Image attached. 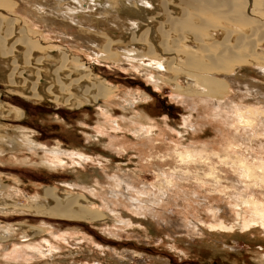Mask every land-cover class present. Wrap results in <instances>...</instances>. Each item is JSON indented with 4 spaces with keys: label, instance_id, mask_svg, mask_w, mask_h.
<instances>
[{
    "label": "rangeland",
    "instance_id": "1",
    "mask_svg": "<svg viewBox=\"0 0 264 264\" xmlns=\"http://www.w3.org/2000/svg\"><path fill=\"white\" fill-rule=\"evenodd\" d=\"M58 1L0 0V103L8 110L0 122L9 136L30 137L38 144L36 150L6 145L10 148L0 152V199L13 202L0 206V225L12 228L9 240L0 241V264H264V180H249L244 169L234 168L233 163L227 169L218 157L240 154L246 160L264 162V113L260 111H264V99L240 92L233 84L229 88L226 84L206 85L204 77L210 73L198 68L201 60L210 61L202 53L194 66L191 62L196 57L182 50L180 57L190 58L188 66L177 74L168 70L157 83L152 80L156 72L143 66L153 64L147 57L130 62L114 52L104 55L98 52L105 43L102 38L93 47L90 42L77 41L76 45L69 36L56 37L45 20L62 22L67 3ZM152 1L158 11V0ZM208 1L186 7L188 11L174 20L171 39L205 33L208 43L215 42L222 36L223 20L234 21L230 26L244 31L251 26L244 20L247 7L242 0H222V7L207 4L217 0ZM255 6L263 9L264 3ZM232 16L244 20L245 25L237 24ZM199 17L203 23L198 22ZM10 18L15 30L23 29L19 33L29 37L28 42L63 45L115 89L95 104L70 107L45 95L28 97L5 84L10 42L1 36V30L6 29L3 21ZM157 19L152 25L162 20ZM208 25L213 27L214 38L206 31ZM65 28L67 32L75 30ZM127 31L123 29L124 34ZM117 34L114 31L112 36ZM171 39L167 38L168 43ZM191 44L195 47V42ZM91 45L98 54L86 49ZM173 53L162 51L161 58L177 55ZM248 65L243 66V74L264 86V72L253 71V65ZM177 75L181 79L179 84V78L175 81L178 88L171 83L174 78L170 79ZM185 78L195 83H184ZM129 98L135 99L130 103ZM191 147L217 155L210 160L181 158L180 153H190ZM56 149L65 154L56 156L54 165L49 152ZM206 161L208 167L225 168L219 171L224 172L221 184L199 182V177L209 180ZM210 178L212 181L213 176ZM45 186L53 188L50 205L65 203L54 199L53 190L58 189L87 202L93 200L95 204L86 209L94 211L96 218L87 221L31 211L32 201L43 203ZM225 221H232L229 231L220 226ZM248 225L246 231L238 227ZM17 251L27 254L20 258Z\"/></svg>",
    "mask_w": 264,
    "mask_h": 264
},
{
    "label": "bare ground",
    "instance_id": "2",
    "mask_svg": "<svg viewBox=\"0 0 264 264\" xmlns=\"http://www.w3.org/2000/svg\"><path fill=\"white\" fill-rule=\"evenodd\" d=\"M60 1L61 2H58L62 4L67 3L66 6H64V14L62 16L63 18H60V21L62 22H59L56 19L49 18L45 20L46 23H50V30L53 34L57 35L56 37H60L63 39L66 36H69V41L73 40L75 44L77 41L85 42L84 44L90 42L93 47L95 45V42H97V39L102 38V40H105V43L103 45H100L98 43V45H100L99 48H101V50L98 52H102V54L104 55H110L112 52H114L115 55L117 54L120 57H124L127 61L130 62H136L137 60H142L143 57H147L148 59L152 60L153 64L148 63L143 66H145L148 71L152 69L156 72V74L151 77L152 80L157 83L160 82L161 77L166 74L168 70L174 73L176 72L177 74L180 70H183L188 66L190 58L186 56H182L184 58L180 57V52L182 50L184 51V53H187L186 55L189 54L190 56L193 55L196 57V60L194 59L191 62L194 66L197 65V60L199 59L198 57L201 55L200 53H202L205 59L210 61V63H205L201 60L203 64L198 68L199 70H201V72L204 71L210 73V75H207L205 77L203 76L206 85L210 84L211 86H213L215 84H218L225 86L226 84L229 88L230 85L233 84L236 88H241L240 92L253 93V95L255 96L258 95L257 97H259V99H264V86L260 83V81L243 74V66L248 64L253 65V68L251 67L252 69H254L253 71H256L258 73L264 72V49L262 48L264 47V43L262 42L264 39V22H262L264 8L262 9L261 7L258 8V6H255L257 5V3H264V0H242L241 2H243L244 6L247 7V15L244 20L248 21L251 26L247 24V26L249 27L246 31H244L240 26H230L231 23L234 24V21L230 22L231 20H226V22H224L223 20V24L220 21V24L222 25L220 29L219 26L216 27V25L214 28L216 30L219 29V32L222 33V36L215 42L211 40V43L207 42V36L204 35L205 33L192 34L191 39L183 38L181 40L179 38L176 39L175 36V38L171 39V33L175 32L173 31L174 23H176L178 17H181L185 13L184 10L186 9V7L190 8L191 4L197 2H210L208 0H158V11L155 10L156 8L154 7L152 0ZM224 2L225 1L217 0L216 3L207 4L211 6L217 5V7H222V5H224ZM254 2L257 3H255L254 5ZM135 4L139 7V11L136 10ZM46 5H48V3ZM170 5L174 6L175 10L171 9ZM223 8L225 7L223 6ZM186 10L188 11V8ZM225 15L223 16L225 17ZM234 16H232V20H235V22L239 25H245L243 24L244 20H239V22L237 21L238 17L236 18ZM159 17L162 18V20L160 19L159 21H156L154 25H152V22H154L155 19ZM198 19V22L203 23L201 17H199ZM174 20L176 21L174 22ZM143 23H145V25L140 28V25ZM3 25L6 29L1 30L2 32L4 31V34H2L1 36L3 38L6 37L5 39H9V51H6L7 55L11 57V59L7 60V70H5L3 74L4 82L5 84H9L13 87L19 88L24 95L37 98L45 95L49 96L53 101L64 103L70 107H78L83 105L84 103L95 104L98 102L100 97H105L115 89V86L106 82L105 80H103V78H100L93 74V71L90 68H86V66L81 63V60L79 61V57L77 55L70 54L68 49L63 45L50 44L51 46H45L43 44H39L41 42H38L36 40L28 42L30 41L28 40L29 37L26 38L27 36H24V33L20 35L21 33L19 32L23 31V29L21 30L19 28V32L17 31L18 29L15 30L11 18L4 20ZM209 25L206 26V31L210 37H213L215 33L212 29L213 27L209 28ZM65 27H74L76 31L71 30L67 32L65 31ZM123 29H128L127 33L124 34ZM114 31H117L119 33L116 37L112 36ZM202 32L205 31L202 30ZM154 33L157 36H154ZM233 33H235V36L233 39H231ZM167 38L171 39V43H168ZM241 39L242 41H239ZM1 40L5 41L3 39ZM192 41L195 42V47H193L194 44H191ZM5 45L8 44L5 43ZM92 45L90 46L91 48L86 47V49L92 50ZM246 45L247 48H245ZM115 46L117 48H114ZM130 46H132V48ZM158 50L160 51V53L156 52ZM162 51L166 54H171L175 51L177 55L175 54L174 57H169L168 55V57L162 59ZM214 51L217 52L216 55L214 54ZM92 52L94 55L98 54L97 51L92 50ZM173 54L171 55L173 56ZM1 55L3 56V58L7 56L6 54V56L4 54ZM177 56L182 59L179 60ZM218 57L223 58L226 63L223 60H220ZM142 64L143 63H141L140 65ZM3 66L4 65H1L2 68ZM44 75L46 78L44 77ZM216 75H218L217 77L219 80L214 77ZM178 78V75L175 77L172 76L170 78L173 79V81H170H172L171 83H173L176 88H178V81L181 80L180 78ZM189 80L191 81V83H195L194 79L191 78ZM190 81H188V79L186 78L185 80H183L184 83ZM207 95L211 97L216 96V94H212L209 92H207ZM134 99L135 98L130 99V103H132ZM255 99L257 98L255 97ZM260 111L261 113H264V111ZM7 112V108L0 103V119H2V117H4ZM18 113L21 116L20 110H18ZM136 130H142V133H146V130L144 128H137ZM6 145H11L12 148H16L22 145L21 147L25 146L29 149L34 150H36V148L38 147V144L30 139V137L23 136L20 139H17L14 137V135L12 137L9 136L7 128L0 122V152L10 148H7ZM195 148L196 147H191L190 153H180V157L183 158L184 156H189L192 160L198 159V157H203L204 159L210 160V157H212L213 155H217V153H212L207 149L197 151V149ZM44 150L45 152L47 151V149ZM208 152L209 155L207 154ZM51 153L52 156H54L52 158V160L54 161V165L58 163L56 156L58 157L65 154L63 150L58 149L49 152V154ZM218 157H220L222 163L225 164V166L227 165V169L231 166V163H233L235 164L234 168L237 166L238 168L245 170L244 175L249 180L252 179L256 181L257 179H261L263 182V161L259 162L254 158H249V160H246L247 157L245 159V157L240 156V154L239 156H231L230 158H228L226 154H219ZM54 159L56 160V162ZM181 160L183 161V159ZM209 164L207 162L206 168H209V170H207L205 173L210 175V177L213 176L212 181H210L211 178L208 176L209 180H202L199 177V182L205 183L208 181L212 182L213 185H216L218 183L221 184V182L223 181H221V175H224V172H220L225 168L221 167V169H215L212 166L208 167ZM255 186L257 187L261 185ZM1 189L2 187H0V191L3 190ZM52 189V187H43V203L40 204L38 200L32 201L33 204H31L30 210L38 213H50L53 216L60 218H77L87 221H92L96 218L94 211H87L86 209L87 206H93L95 202L93 200H91V202H87L84 200V198H76V196L72 192L62 193L60 189L53 190L55 191V196L57 195V198L54 197V199L58 200L59 198H61L60 200H65V203L59 206L50 205L49 199ZM3 198L4 197H2L1 199ZM1 199L0 206H7L13 203L9 201V203H7L5 202V200ZM238 205L239 208L242 207L241 202ZM230 223H232V221L228 223L226 221L221 222L220 226H223L225 230L229 231L232 228V225H228ZM238 227L242 229V231L250 229L249 225ZM11 232L12 228H10L9 226L0 225V241L3 242L9 240L8 237L12 234ZM26 254L27 253L25 251L16 252V256L20 258H24Z\"/></svg>",
    "mask_w": 264,
    "mask_h": 264
}]
</instances>
